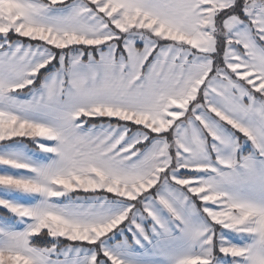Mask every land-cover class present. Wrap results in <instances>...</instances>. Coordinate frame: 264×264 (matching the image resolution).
Listing matches in <instances>:
<instances>
[{
    "label": "snow or ice",
    "instance_id": "snow-or-ice-1",
    "mask_svg": "<svg viewBox=\"0 0 264 264\" xmlns=\"http://www.w3.org/2000/svg\"><path fill=\"white\" fill-rule=\"evenodd\" d=\"M0 264H264V0H0Z\"/></svg>",
    "mask_w": 264,
    "mask_h": 264
},
{
    "label": "crops",
    "instance_id": "crops-1",
    "mask_svg": "<svg viewBox=\"0 0 264 264\" xmlns=\"http://www.w3.org/2000/svg\"><path fill=\"white\" fill-rule=\"evenodd\" d=\"M4 215V210H1L0 216Z\"/></svg>",
    "mask_w": 264,
    "mask_h": 264
},
{
    "label": "trees",
    "instance_id": "trees-1",
    "mask_svg": "<svg viewBox=\"0 0 264 264\" xmlns=\"http://www.w3.org/2000/svg\"><path fill=\"white\" fill-rule=\"evenodd\" d=\"M0 212H1V210H0Z\"/></svg>",
    "mask_w": 264,
    "mask_h": 264
}]
</instances>
